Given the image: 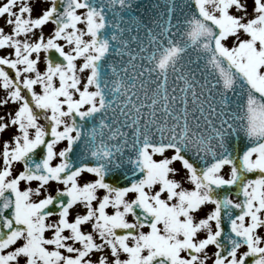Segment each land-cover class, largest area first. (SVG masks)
Segmentation results:
<instances>
[{"label": "snow or ice", "instance_id": "snow-or-ice-1", "mask_svg": "<svg viewBox=\"0 0 264 264\" xmlns=\"http://www.w3.org/2000/svg\"><path fill=\"white\" fill-rule=\"evenodd\" d=\"M0 264H264V0H0Z\"/></svg>", "mask_w": 264, "mask_h": 264}]
</instances>
